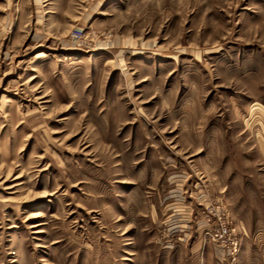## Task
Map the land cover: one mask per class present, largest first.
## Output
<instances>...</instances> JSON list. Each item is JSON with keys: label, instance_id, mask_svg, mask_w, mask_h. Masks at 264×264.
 <instances>
[{"label": "rangeland", "instance_id": "obj_1", "mask_svg": "<svg viewBox=\"0 0 264 264\" xmlns=\"http://www.w3.org/2000/svg\"><path fill=\"white\" fill-rule=\"evenodd\" d=\"M0 264H264V0H0Z\"/></svg>", "mask_w": 264, "mask_h": 264}, {"label": "built area", "instance_id": "obj_2", "mask_svg": "<svg viewBox=\"0 0 264 264\" xmlns=\"http://www.w3.org/2000/svg\"><path fill=\"white\" fill-rule=\"evenodd\" d=\"M71 37H72V40L73 41H75V42H78V43H83L84 41V39H83V35H82V32L80 31V30H76L72 35H71ZM223 230V234H227V233H229V228L228 227H226V226H223V228H222ZM231 233V232H230ZM231 254L233 255L234 254V252H231Z\"/></svg>", "mask_w": 264, "mask_h": 264}]
</instances>
